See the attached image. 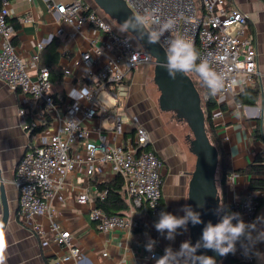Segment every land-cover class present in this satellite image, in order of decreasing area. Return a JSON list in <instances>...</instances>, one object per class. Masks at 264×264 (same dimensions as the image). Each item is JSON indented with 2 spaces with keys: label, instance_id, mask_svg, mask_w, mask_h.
Wrapping results in <instances>:
<instances>
[{
  "label": "built area",
  "instance_id": "1",
  "mask_svg": "<svg viewBox=\"0 0 264 264\" xmlns=\"http://www.w3.org/2000/svg\"><path fill=\"white\" fill-rule=\"evenodd\" d=\"M126 1L136 15L144 20L150 32L159 27L152 22L153 19L161 23L168 19L174 20L173 30L165 33L161 45L165 48V40L177 35L189 39L196 51L198 46L200 57L206 59L217 73L224 74L222 90L234 92L240 74L244 75L242 83L245 86L253 82L254 75H259L258 47L249 33V16L239 9L228 7L227 0H202L204 12L199 9L196 0ZM48 5L60 14L64 22L74 27V36L84 25H91L104 33L102 38L94 39L92 48L83 51L80 58L75 60L76 64L85 66L88 79L85 99L58 103L49 70L40 67L32 73L28 69L13 43L15 27L9 21V0H0V78L12 88L29 94L34 104L42 107V115L47 113L50 118L49 130L44 135L40 134L39 141L27 149L15 169V182L19 189V218L25 224H30L39 235L52 233L55 241L65 249L63 261L82 264V249L74 243L70 230L62 228L54 219H51L47 230L35 220L42 212L51 213L52 198H62L60 190L64 186L65 175L74 167L75 159L71 154L74 143L86 139L82 161L88 176L95 175L99 166L106 163L114 171L113 178L118 174L123 177L129 212L125 215L108 214L103 208L93 206L90 216L99 231L135 229L139 224L136 212L142 207L154 216L165 211L162 186L166 164L163 157L149 147L150 137L146 127L133 115V136L126 143L121 142L126 131L125 122L120 114L112 113L110 106L100 98V93L106 92L116 101L115 107L119 109L130 92V74L145 65L154 64V57L131 34L121 32L111 19L99 13L86 0H71L67 3L49 0ZM61 31L62 27L56 34ZM44 46V41L39 43V49ZM38 59L39 56H36L35 61ZM65 71L69 72L68 69ZM201 87H205L201 99L206 101L209 91L202 81ZM19 113L24 115L26 110L20 108ZM95 118L105 119L112 124L107 127L99 123L95 127L94 131L100 137L98 142L90 139L92 127L86 125V122ZM106 134L113 143L105 138ZM106 193V189L99 190V197L103 199ZM77 200L87 204L90 201L89 193L85 190L78 195ZM259 204V197L248 192L241 199L227 203L220 216L227 212L240 213L243 221L251 223V227ZM235 254L244 264L254 263L249 242L243 238L237 242ZM103 255H107V252ZM161 256L163 254L153 248L146 255L147 264H156Z\"/></svg>",
  "mask_w": 264,
  "mask_h": 264
},
{
  "label": "crops",
  "instance_id": "2",
  "mask_svg": "<svg viewBox=\"0 0 264 264\" xmlns=\"http://www.w3.org/2000/svg\"><path fill=\"white\" fill-rule=\"evenodd\" d=\"M55 1L67 3L71 0ZM48 3L49 0H9V21L15 27L13 43L16 50L32 73L40 68L42 49H39V43L44 41L47 45L54 36L58 38L59 66L64 74L59 82L53 84L52 89L56 97L58 96L57 102L61 104L73 99L69 96L70 90L87 89L85 66L82 63L76 64L75 60L80 58L83 51L92 48L94 39L102 38L104 33L91 25H84L74 36V27L64 22L59 13L49 8ZM227 5L249 16L248 28L257 43L260 73L254 75L253 82L246 86L242 83L244 75L240 74L239 80L235 82L234 92L221 90L215 95L218 106L212 114L213 125L232 166V172L226 175L224 189L220 188L222 203L225 204L241 199L248 192L259 198L264 197V192L249 189V180L256 175L241 171L259 154L264 156V1L227 0ZM26 18L29 19L25 20ZM60 27L61 33L56 34ZM36 56H39L37 62ZM67 69L69 72L65 71ZM148 69V66H143L130 74V92L124 100V108L129 111L131 118L136 115L146 127L150 137L149 147L155 149L165 161L166 174L162 186L165 211L183 216L181 209L187 203L185 192L190 174L188 157L177 132L160 121L161 113L146 96L143 82ZM249 87L259 90L257 102L239 103L235 94ZM101 100L106 102L102 98ZM106 104L109 106L107 102ZM20 108H24L26 114L21 115ZM42 110L41 106L34 104L29 94L12 88L0 78V165L9 206L8 224L1 237L0 264H73L63 261L65 249L55 241L52 233L39 235L18 215L19 189L15 182V169L27 149L39 141L40 134L44 135L49 130V124L42 130H36V127L43 126L49 118L47 113L42 115ZM124 122L126 131L121 142L126 143L133 136V122ZM35 123L37 126L33 127ZM99 123L112 126L101 118L86 122L93 131L90 139L96 142L100 141V137L94 129ZM105 138L113 143L108 134ZM85 141L83 139L72 145L71 154L75 162L74 167L65 175L64 186L60 190L62 198H52L51 213L42 212L35 220L47 230L51 219L56 220L62 228L70 230L74 243L82 249V264H147L146 255L149 251L145 246L150 239L155 241L154 248L163 255L168 247L179 250L181 243L188 240L189 230L178 229L175 239H166V233L161 235L154 228L157 217L145 207L137 210L136 218L146 229H143V225L142 230L130 231L114 229L101 232L96 228L90 211L96 205L99 184L112 180L114 171L109 164L104 163L99 166L95 175L88 176L82 161L85 156ZM85 190L89 193L90 201L81 204L77 197ZM2 216L0 198V222ZM249 235L251 239L248 242L254 255V264H264V240H257L264 239V203L257 211ZM104 252L107 255H103Z\"/></svg>",
  "mask_w": 264,
  "mask_h": 264
},
{
  "label": "water",
  "instance_id": "3",
  "mask_svg": "<svg viewBox=\"0 0 264 264\" xmlns=\"http://www.w3.org/2000/svg\"><path fill=\"white\" fill-rule=\"evenodd\" d=\"M94 7L101 11L121 27L129 17H138L126 0H93ZM145 33H151L143 23L140 26ZM136 42L154 57L153 80L160 92L158 106L161 111L173 112L178 122H184L190 128L187 134L188 148L195 155V164L189 174L187 205L201 214L203 223L188 225L189 237L187 241L195 244L202 235L204 225L211 221L219 222L221 213V194L218 185L217 171L219 164V150L210 140L206 129V116L202 106L199 89L189 73L177 74L173 80L167 71L159 65L165 62L166 55L161 43L149 44L147 36L138 38V33L129 29ZM0 198L3 207V216L0 222V241L9 220V206L5 194L2 167L0 165ZM203 207H197V203ZM213 256L216 264H220L224 256L212 250L200 249L197 255Z\"/></svg>",
  "mask_w": 264,
  "mask_h": 264
},
{
  "label": "clouds",
  "instance_id": "4",
  "mask_svg": "<svg viewBox=\"0 0 264 264\" xmlns=\"http://www.w3.org/2000/svg\"><path fill=\"white\" fill-rule=\"evenodd\" d=\"M152 22L159 25L158 29L151 33H145L140 27L144 20L140 17H129L121 24L120 31L126 33L129 29L134 30L138 33L139 39H144L146 35L149 44H156L161 42L165 33L173 30L175 23L172 19L162 23L153 19ZM165 45L166 60L161 62L159 66L165 69L173 80L176 79L177 74L195 72L208 88L210 95L215 96L223 89L224 74L217 73L206 59H202L189 39L177 35L167 38ZM80 92L86 93L87 89H72L69 91V96L77 101L85 99L84 95H78ZM197 207H203V203L198 202ZM181 211L184 213L183 216L161 211L158 214V219L154 222L156 231L161 235L166 233L165 238L173 240L178 229L187 231L189 223L193 226L203 223L200 212L194 211L191 206L185 205ZM250 225L251 223L243 221L240 213L227 212L218 223L207 222L202 229L200 239L195 244L186 240L181 243L179 250H173L171 247L166 248L164 255L156 260V264H180L181 261L183 264H216L213 256L197 255L198 250H212L220 256L235 253L238 241L242 238L246 241L251 239L249 235ZM154 245L155 241L150 239L145 246L146 250L152 252Z\"/></svg>",
  "mask_w": 264,
  "mask_h": 264
},
{
  "label": "trees",
  "instance_id": "5",
  "mask_svg": "<svg viewBox=\"0 0 264 264\" xmlns=\"http://www.w3.org/2000/svg\"><path fill=\"white\" fill-rule=\"evenodd\" d=\"M264 1V0H263ZM199 3V9L204 12V7L202 0H197ZM58 38L54 36L51 41L42 48L40 54V67H46L50 72V80L53 84L59 82L63 78V71L59 66L60 52L58 50ZM198 51V46H197ZM194 72H189L190 76ZM196 84V83H195ZM197 86V85H196ZM200 94L203 93L205 87H198ZM207 88V87H206ZM208 89V88H207ZM209 91V90H208ZM55 100H59L58 96L54 93ZM259 98V90L256 87L245 88L243 91L235 94V99L239 103L246 104H255ZM203 110L206 116V129L210 140L217 146L219 150V164L217 171L218 185L219 190L224 189L226 175L232 172V166L229 156L222 149L221 139L219 138L215 126L213 125L212 114L213 111L217 108L218 103L215 96L209 94V98L206 101H202ZM46 123L43 126L36 127V130H42L44 126L49 124V118L46 119ZM242 172L256 175L250 178L249 180V189L260 190L264 192V156L259 154L254 161L249 164L246 168L241 169ZM100 190H107L106 196L101 199L99 196L96 197V206L103 208L106 213L113 214H127L129 212V203L126 198V194L123 188V177L117 175L115 178L108 182H102L99 184ZM221 194V214L224 212L226 205L222 203V190ZM264 197H260L259 207L264 203ZM164 207V202H163ZM165 209V208H164ZM158 219V216H156ZM221 216L219 217V221ZM142 223L139 222L138 226L135 228L141 229ZM143 229L146 227L143 225ZM142 230V229H141ZM220 264H244L240 258L235 253H229L224 256ZM254 264V263H251Z\"/></svg>",
  "mask_w": 264,
  "mask_h": 264
},
{
  "label": "rangeland",
  "instance_id": "6",
  "mask_svg": "<svg viewBox=\"0 0 264 264\" xmlns=\"http://www.w3.org/2000/svg\"><path fill=\"white\" fill-rule=\"evenodd\" d=\"M86 1L90 5L95 4L93 0H86ZM198 4L199 3L197 2V5ZM96 9L98 10L99 13H103L99 7L96 6ZM113 22L115 23V21H113ZM115 25L118 27V29H120V27L116 23H115ZM145 66H148V68H149L147 71L146 77H145L146 79L143 82L146 96H148V99L151 100L152 103L155 105L156 110L161 113L160 121L165 123L166 126H169V128H172L179 135L182 147L186 150V155L188 157L190 171H192L194 168V164H195V155L189 151L188 141L186 139L187 134H189L191 132L190 128L188 127V125L186 123L178 122L176 120V117H175L173 112H165V111H161L159 109L158 97H159L160 92L157 88V85L154 83V80H153L154 64H149V65H145ZM191 77L193 78L196 85L198 87H201V78L195 72L191 74ZM100 97L109 104L111 112H113V113L118 112L122 116V119L124 121H126L128 123L132 122L131 114L129 113V111H127L124 108L126 103L124 104V102H123L122 106L119 109H116L114 106L116 101H114L113 98L108 97L105 92H101ZM187 191H188V185H187V189L185 192V202H186V198H187ZM186 205H187V203H186Z\"/></svg>",
  "mask_w": 264,
  "mask_h": 264
},
{
  "label": "snow or ice",
  "instance_id": "7",
  "mask_svg": "<svg viewBox=\"0 0 264 264\" xmlns=\"http://www.w3.org/2000/svg\"><path fill=\"white\" fill-rule=\"evenodd\" d=\"M0 244H2V241H0Z\"/></svg>",
  "mask_w": 264,
  "mask_h": 264
}]
</instances>
